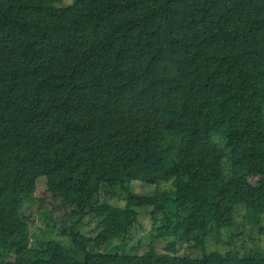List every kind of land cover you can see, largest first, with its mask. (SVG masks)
<instances>
[{"label":"trees","instance_id":"1","mask_svg":"<svg viewBox=\"0 0 264 264\" xmlns=\"http://www.w3.org/2000/svg\"><path fill=\"white\" fill-rule=\"evenodd\" d=\"M60 3L0 0V264H264L176 252L264 214V0Z\"/></svg>","mask_w":264,"mask_h":264},{"label":"rangeland","instance_id":"2","mask_svg":"<svg viewBox=\"0 0 264 264\" xmlns=\"http://www.w3.org/2000/svg\"><path fill=\"white\" fill-rule=\"evenodd\" d=\"M72 0H61L59 6H66L70 4ZM147 191L153 190L152 186L146 187ZM144 188L136 187L137 194L143 195ZM165 190V186H161V190ZM40 193V188L35 197ZM116 196L118 199L113 198L110 203L113 206H124L123 199L124 194L118 192ZM37 204L34 201H27L22 207L23 213L27 216L28 231L31 237H34L39 242L44 238L49 239V234L52 231V220L49 219V214L44 208H37ZM136 214V213H135ZM139 219L143 223V227H136V234L126 241L128 249H135L138 254H142L150 247L154 248L158 252H162L166 245L164 238H155L150 234L163 224L162 219L159 217L156 222H150L147 216H141ZM165 224V223H164ZM96 222H93L90 226L86 223L82 224L80 234L93 236L96 232ZM132 229V225L130 227ZM129 229V230H130ZM264 214L258 224L247 219L244 206H237L233 214L232 227L219 231L218 236L215 234V230L211 229V235H209L203 244L198 241L194 242L193 248H188L184 243L176 246V252L179 255H184L191 258L201 257L204 252H218L230 256L231 258H247L256 254L264 257ZM91 232H93L91 234ZM76 235V234H75ZM64 240V239H63ZM178 244V242L176 243Z\"/></svg>","mask_w":264,"mask_h":264}]
</instances>
